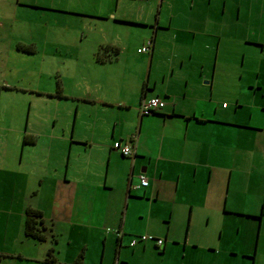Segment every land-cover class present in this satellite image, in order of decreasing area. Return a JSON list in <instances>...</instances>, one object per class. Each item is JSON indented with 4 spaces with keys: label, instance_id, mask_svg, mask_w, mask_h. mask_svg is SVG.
Masks as SVG:
<instances>
[{
    "label": "crops",
    "instance_id": "0c3cea01",
    "mask_svg": "<svg viewBox=\"0 0 264 264\" xmlns=\"http://www.w3.org/2000/svg\"><path fill=\"white\" fill-rule=\"evenodd\" d=\"M71 14L82 15L80 21L68 24L73 21ZM58 15L65 17L60 20ZM74 25H81L83 31L95 28L101 38L91 59L81 65L76 57L63 59L57 54L59 47L73 43L58 38L59 30ZM149 40L151 50L139 52ZM52 46L55 50L49 51ZM57 56L51 71L67 70L70 78L62 74L57 93L48 95L99 109L93 113L89 134H78L75 120L68 136L65 130L50 136L47 152L31 151L37 167L45 157L46 169L38 167L30 174L26 145L39 144L41 130L28 129L21 103L10 107L2 99L8 92L44 96L34 76L41 78L44 57L52 61ZM31 60L34 67L27 73L21 65ZM11 69L16 71L14 76ZM115 79L119 85L107 91V81ZM154 96L162 98L165 107L141 116V101ZM79 111L78 103L77 116ZM53 117L56 122L59 112ZM110 122L113 127L108 131ZM116 141L128 143L135 154L120 157L113 148ZM64 143L69 154L65 167L61 161ZM105 156L109 166L101 183L97 177ZM51 158L58 161L52 169ZM140 174L146 175L149 184L135 188ZM262 177L264 0H0V230L6 232L4 237H9L17 216L25 233L27 209L40 210L55 259L73 264L82 252L83 264H91L89 243L98 238L111 216L107 203L117 182L109 184V180L117 178L128 194L134 192L135 198L149 205L182 189L192 190L191 221L201 213L209 220L241 215L259 220L262 235L264 202L259 213L244 201L252 190L264 191V182H258ZM195 203L205 207L196 212ZM221 228L222 237L225 230ZM124 229L122 220L114 233L113 264H127L122 253ZM74 234L81 237L80 248L61 259L62 249L54 245L61 239L72 244ZM169 235L157 238L163 239V246L147 235L150 238L139 249L147 251V242L153 241L166 251ZM103 239L100 264L105 263L108 236ZM189 241L185 237L186 249ZM140 242L129 245L135 249ZM13 254L23 257L20 250Z\"/></svg>",
    "mask_w": 264,
    "mask_h": 264
},
{
    "label": "rangeland",
    "instance_id": "374dc122",
    "mask_svg": "<svg viewBox=\"0 0 264 264\" xmlns=\"http://www.w3.org/2000/svg\"><path fill=\"white\" fill-rule=\"evenodd\" d=\"M64 15H58L61 19ZM72 22H79L82 15L71 14ZM65 17V16H64ZM61 24V21H60ZM42 27L46 29L43 24ZM84 27L81 25L71 26L68 30L63 29L60 31L58 38L71 39L72 46L59 47V57L77 58L80 65L83 61L91 59L93 55V47L97 50L98 41L101 40L100 36L96 34V29L91 31H83ZM84 32V33H83ZM84 34V35H83ZM86 34V35H85ZM96 41L98 43H96ZM55 50L54 46L50 50ZM135 52V51H134ZM136 53V52H135ZM137 54V53H136ZM88 58V59H87ZM39 60V58H37ZM53 59V58H52ZM58 56L51 61L50 58H45L43 63V73L41 78L35 74L34 79L37 82L38 88L42 89L44 96L36 92L19 94L15 92H8L2 100L10 107L13 103H21L25 121L28 123V129L41 130L42 137H39V144L26 145L27 155V168L30 174L35 172V168L45 167L44 160L40 159V164L35 165L34 159L30 156V152L41 153L46 151L49 145L50 136L62 135L65 130L68 136L76 120L77 133L81 135L89 134L92 122L95 120L93 113L98 106L87 102H76L73 99L57 100L55 95L57 93L58 79L64 74L67 77V70H62V73L55 74L51 71V62H57ZM33 60V59H32ZM24 62L21 66L27 70L34 67V62ZM135 56L131 58V63H134ZM37 61V65H38ZM88 63V62H86ZM13 64V63H12ZM13 67V65H11ZM29 68V69H28ZM38 69V68H37ZM11 76L16 74L13 69L10 70ZM70 78V77H69ZM25 81L28 82V76ZM106 90L110 88L113 90L114 85H119L118 79L109 80L106 83ZM28 86V85H25ZM69 86V85H68ZM70 87V86H69ZM115 88V87H114ZM51 90V91H50ZM53 93H47V92ZM6 93V92H4ZM46 93V94H45ZM50 94V95H48ZM10 95L9 97H6ZM19 96V99L17 98ZM20 96L22 98H20ZM112 96V95H111ZM30 100L33 105L30 106ZM78 103L80 111L78 116L76 114ZM60 114L55 122L54 114ZM77 116V117H76ZM29 118V119H28ZM77 118V119H76ZM59 119V120H58ZM112 120V119H111ZM29 121V122H28ZM56 123V125H55ZM112 123V124H111ZM55 126V131L53 130ZM113 122L108 124V131L112 129ZM127 130V129H126ZM125 131V130H124ZM59 144V143H58ZM63 157L61 158L62 165L65 167V161L68 158V144L64 143ZM61 149V148H60ZM121 157V154L119 155ZM79 160L85 158L78 156ZM43 160V161H42ZM86 160V159H84ZM98 161V159H96ZM51 169L58 163L57 159L51 158ZM49 163V164H50ZM60 165V162H59ZM108 158L105 156L101 160V175L97 177V181L104 182L108 170ZM33 179L31 178L30 181ZM29 182V178H28ZM117 182L109 194L108 210L111 216L106 218L101 233L98 238L91 239L89 243V263L100 264L104 250V236H108L106 244L105 263L113 264L116 249V230L119 223L123 220L125 232L127 233L124 240V247L122 249L123 256L127 260V264H264V233L260 228L259 220L244 216H221L211 217L209 220L205 214H197L190 220L191 203L195 202L192 190L182 189L176 195L169 194L161 198L157 203L149 205L146 200L142 202L143 198H135V193L128 194V190L124 189V184L119 180H109V184ZM259 183L264 182L262 177ZM175 192V191H174ZM245 197V196H244ZM245 202L249 206L257 208L260 213L264 202V191L252 190L250 195L245 198ZM196 212H200L202 207L199 203H195ZM21 216H17L12 222L9 231V237H4L5 233L0 230V250L6 254L0 255V264H63L57 261H47L49 258L48 251L52 245V238H46L45 241H38L25 235L21 225ZM221 227H224V235L220 236ZM107 229L111 231L108 232ZM108 232V234H107ZM166 232H169L168 245L166 251L156 248L153 241H148L149 248L147 251L140 250V246L146 242H140L135 249L131 248L129 242L137 239L143 235H151L155 239H165ZM115 233V234H114ZM189 237V247L186 249L184 245L185 237ZM260 236V237H259ZM78 234H74L73 243L69 244L66 239H61L60 244L54 246L62 249L61 259L69 258L74 250L80 248ZM261 238V242H260ZM83 244V243H82ZM21 251L23 257L14 255L13 253ZM163 252V254H161Z\"/></svg>",
    "mask_w": 264,
    "mask_h": 264
},
{
    "label": "built area",
    "instance_id": "2783aa9c",
    "mask_svg": "<svg viewBox=\"0 0 264 264\" xmlns=\"http://www.w3.org/2000/svg\"><path fill=\"white\" fill-rule=\"evenodd\" d=\"M151 47H152V40H149L146 43V45L140 48L138 51L143 53L149 52L151 50ZM223 106L226 107V104H223ZM164 107H165V101L158 96H154L141 101L139 105V113L141 116H147L162 110ZM113 148L116 151L120 152V154L125 157H131L135 154V150L133 149V147L130 146L128 143H123L122 141L114 142ZM138 180L139 183L138 185L135 186V188L147 187L149 184V180L144 174H140L138 176ZM117 234L121 235V232L117 231ZM149 238L150 237L143 235L137 239L132 240L130 245L133 247L138 243V241H146ZM154 240H156L158 246H163V242H164L163 239H154Z\"/></svg>",
    "mask_w": 264,
    "mask_h": 264
},
{
    "label": "trees",
    "instance_id": "16d2710c",
    "mask_svg": "<svg viewBox=\"0 0 264 264\" xmlns=\"http://www.w3.org/2000/svg\"><path fill=\"white\" fill-rule=\"evenodd\" d=\"M107 52L108 50L105 49ZM117 54V52L115 53ZM98 59L102 61V58L98 56ZM59 90V89H58ZM27 142V141H26ZM42 212L33 208H28L26 211L25 219V234L26 236L33 238L38 241H45L46 235L44 233V226L42 221ZM49 258L47 261L56 262L55 256L53 255V250L48 251ZM83 253L81 252L78 258L73 262V264H83Z\"/></svg>",
    "mask_w": 264,
    "mask_h": 264
}]
</instances>
